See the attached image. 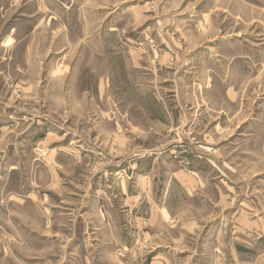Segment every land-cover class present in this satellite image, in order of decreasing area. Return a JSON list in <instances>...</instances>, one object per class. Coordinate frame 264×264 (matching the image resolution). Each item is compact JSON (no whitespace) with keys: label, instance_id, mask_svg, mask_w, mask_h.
<instances>
[{"label":"rangeland","instance_id":"obj_1","mask_svg":"<svg viewBox=\"0 0 264 264\" xmlns=\"http://www.w3.org/2000/svg\"><path fill=\"white\" fill-rule=\"evenodd\" d=\"M0 264H264V0H0Z\"/></svg>","mask_w":264,"mask_h":264},{"label":"crops","instance_id":"obj_2","mask_svg":"<svg viewBox=\"0 0 264 264\" xmlns=\"http://www.w3.org/2000/svg\"><path fill=\"white\" fill-rule=\"evenodd\" d=\"M9 38H11V37H9ZM7 39H8V38H7ZM7 39H6V40H7ZM6 40H5V41H6Z\"/></svg>","mask_w":264,"mask_h":264}]
</instances>
